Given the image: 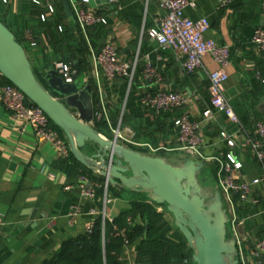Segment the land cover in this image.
I'll return each instance as SVG.
<instances>
[{"label":"crops","instance_id":"1","mask_svg":"<svg viewBox=\"0 0 264 264\" xmlns=\"http://www.w3.org/2000/svg\"><path fill=\"white\" fill-rule=\"evenodd\" d=\"M20 1L10 0L6 5L16 11ZM194 1L196 6L187 8L185 16L193 21L207 18L211 27L206 38L231 50L226 98L239 117L240 125L232 123L212 106L209 75L218 66L209 56L204 58L201 69L189 75L178 53L162 50L149 37V31L155 28L160 17L154 1L147 4L146 0H110L102 9L89 5L108 21L97 43H111L124 62L133 64L136 58L139 62L132 82L124 78L109 80L96 72L95 51L90 46V53L82 57L85 60L83 75L86 85H93L98 95L97 112L104 104L110 122L116 121L117 125L121 121L124 135L135 144L119 143L128 148L132 146L142 154L162 157L180 166L187 155L176 150L180 143L175 119L188 114L200 124L204 159L199 161L205 164V169L198 177L199 183L211 194L222 193L229 219L228 234L239 240L245 264H264V253L255 254V245L264 240V182L253 187L254 202L241 201L236 192L230 193L228 199L218 180L221 166L231 163L232 159L242 164V169L234 172L237 182H252L262 176L248 141L256 135L257 124L264 123V55L252 45L255 30L264 28V0H232L226 9L219 8L218 0ZM55 10L63 14L60 6ZM64 26L74 30V35L80 29L74 18H64ZM96 32L92 33L93 37ZM29 50L33 56L27 54L35 71L46 75L54 70L45 68L52 64L55 55V48L46 40L41 49ZM147 62L162 74V83L150 84L144 80ZM2 78L0 74V83ZM2 86L0 84V90ZM159 90L183 94L189 103L175 112L156 110L143 103L145 95ZM208 110L211 116L205 118L203 114ZM222 133L232 137L236 147H229ZM144 145L163 150L152 153ZM83 153L90 155L91 150L86 147ZM75 167L74 161L59 159L49 144L37 138L32 128L22 133L3 106L0 95V264H43L58 252L63 242L86 234L93 221L91 210L105 209L112 220L129 211L135 200L147 197L146 193L115 188V193L108 189L106 200L105 197L86 198L78 185L82 177L77 176L80 170ZM87 170L101 176L97 170ZM67 187L72 189L66 190ZM74 206L80 208V214L72 219ZM157 207L165 212L163 207ZM139 245L137 242L124 248L123 264H137Z\"/></svg>","mask_w":264,"mask_h":264},{"label":"built area","instance_id":"2","mask_svg":"<svg viewBox=\"0 0 264 264\" xmlns=\"http://www.w3.org/2000/svg\"><path fill=\"white\" fill-rule=\"evenodd\" d=\"M1 1L4 4L10 2V0ZM151 1L157 4L160 17L155 28L149 31V37L155 40L162 50L178 53L183 59V67L189 75L201 69L204 58L209 56L218 66V69L211 72L209 75L212 106L224 113L232 123L240 125L239 117L226 98V84L229 81L227 68L231 64L230 48L206 38V34L211 27L207 18L193 21L185 16V10L187 8L196 6L194 0H146L147 4ZM33 2L36 5H40L39 0H34ZM231 3L232 0H218L220 9L228 8ZM89 5L90 0H82L79 3L72 2L74 19L84 33L91 28L106 26L108 24L106 17L90 9ZM46 7L47 12L41 15V20L43 22H45L50 15L55 14V6L52 0H47ZM59 31H62V27H59ZM24 36L30 49H38V39L31 30H26ZM252 45L264 55V28L255 30L252 37ZM93 57L95 70L98 74L102 73L109 80L124 78L129 82L133 81L136 66L139 62L138 58H136L133 64L122 61L111 43H106L99 53L93 54ZM54 70L66 84H74L81 76L77 66L72 63L57 62ZM143 78L150 84H160L163 81L162 74L149 62H147L144 67ZM0 95L3 106L10 113L12 119L20 126L22 133L28 128H32L37 138L49 144L59 159L68 160L70 158L71 151L68 141L66 138L62 137L40 107L28 100L26 95L11 83L2 86ZM142 101L145 105L153 109L169 112L183 109L189 103L185 95L164 90L147 94L143 97ZM203 116L205 118L211 116V111H206ZM103 118L110 125L115 140L118 142L123 141L124 143L135 144L132 138H128L124 135L121 121L116 127L111 126L104 104L102 105L101 111L96 113V119L100 120ZM174 125L178 131L180 143V146L176 150L184 152L190 159L196 161L204 159L200 124L193 120L190 115L182 114L175 119ZM221 137L227 141L229 147H236V141L232 137L228 136L226 133H222ZM248 143L262 171V176L254 179L252 182H237L234 172L241 170L242 164L232 159L231 163L221 166L218 173V180L222 192L228 199L230 193L236 192L240 195L241 201L252 200L256 202L252 197L253 187L264 182V123L261 122L257 124L256 135L250 138ZM144 146L150 149L152 153L163 150V148L155 149L151 145ZM78 185L83 196L96 199V189L98 185L89 177H80ZM71 189L72 187L66 188V190ZM108 189L109 184L105 181V200ZM79 214L80 208L78 206L72 207L71 218L74 219ZM90 214L93 217V221L87 227L86 234L91 233L96 218L102 219L103 226H105L107 220H110L106 215L105 209L91 210ZM1 224L2 221L0 220V225ZM115 236L122 237L125 240L127 239L126 232H121L117 228H115ZM236 241L238 243L240 264H245V257L240 242L238 239H236ZM128 245V241L126 240V246ZM259 253H264V240L255 245V254L259 255Z\"/></svg>","mask_w":264,"mask_h":264},{"label":"water","instance_id":"3","mask_svg":"<svg viewBox=\"0 0 264 264\" xmlns=\"http://www.w3.org/2000/svg\"><path fill=\"white\" fill-rule=\"evenodd\" d=\"M62 2L67 17L74 18L72 1ZM108 3L110 0H90L93 9H102ZM0 74L63 132L78 163L97 170L111 187L146 193L152 203L165 206L193 250L196 264H240L238 243L228 234L229 219L222 193L211 194L199 183L198 177L205 169L203 162L187 156L180 166H174L162 157L142 154L104 137L94 128V90L92 85H86V76L66 84L52 70L46 74L47 85H43L26 49L1 21ZM86 147L90 155L83 153ZM147 234L148 225L145 237Z\"/></svg>","mask_w":264,"mask_h":264},{"label":"trees","instance_id":"4","mask_svg":"<svg viewBox=\"0 0 264 264\" xmlns=\"http://www.w3.org/2000/svg\"><path fill=\"white\" fill-rule=\"evenodd\" d=\"M33 1L21 0L15 11L11 5H6L0 0V21L14 33L25 49L27 47L24 36L26 30H31L37 37L38 49H41L45 40L49 46L55 48L54 60L51 61V66L47 65L45 68H55L54 64L57 62L72 63L77 66L80 75H83L82 67L85 60L83 61L82 57L85 58L90 53V46L95 53L101 51L105 44L97 42L102 39L105 26L91 28L86 34L79 29L74 35V30L64 26V18L67 15L66 13L64 15L62 0L52 1L55 7L62 8L63 14H57L55 10L56 13L48 17L45 22L41 20V15L47 12V0H39L40 5H36ZM59 27H62V31H59ZM94 31L97 32L93 37ZM34 73L46 86L45 73L40 74L35 70ZM9 83L3 77L0 84ZM93 100L97 113L99 99L95 93ZM111 126L116 127V121H111ZM54 127L62 136L64 135L58 127L55 125ZM94 128L108 139H113L111 127L104 118L96 119ZM129 148L135 150L132 146ZM69 159L74 161L75 168L80 170L77 172L78 177L87 176L98 185L96 198L104 197L105 179L88 171L75 160L72 154ZM114 189L109 186V191L114 192ZM146 225H148L147 237H145ZM115 228L126 232L129 245L140 243L137 264H186V251L189 248L186 240L182 238L176 226L171 224L166 213L160 212L148 196L135 200L129 211L120 213L112 220H107L105 226L101 218H96L91 233L63 242L58 252L52 258L45 260L43 264H123L121 257L126 247V240L115 236Z\"/></svg>","mask_w":264,"mask_h":264},{"label":"rangeland","instance_id":"5","mask_svg":"<svg viewBox=\"0 0 264 264\" xmlns=\"http://www.w3.org/2000/svg\"><path fill=\"white\" fill-rule=\"evenodd\" d=\"M30 47L27 45L26 47V51L30 54V57H32V53L31 51L29 50ZM53 124V123H52ZM54 126V124H53ZM63 138H65V136L63 135L62 136ZM168 158V157H167ZM163 210L165 211L166 215H167V218L169 219V221L171 222L172 225H175L174 223V218L171 214L168 213L167 211V208L164 206L163 207ZM182 238L184 239V237L182 236ZM185 240V239H184ZM189 247V246H188ZM186 254H187V258H186V264H196L193 260V256H194V252L192 249H190V247L188 248V250L186 251Z\"/></svg>","mask_w":264,"mask_h":264}]
</instances>
